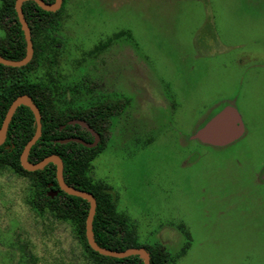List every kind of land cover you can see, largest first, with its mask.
<instances>
[{
    "label": "rangeland",
    "instance_id": "obj_1",
    "mask_svg": "<svg viewBox=\"0 0 264 264\" xmlns=\"http://www.w3.org/2000/svg\"><path fill=\"white\" fill-rule=\"evenodd\" d=\"M52 39L60 106L129 101L89 178L139 245H162L169 264H264V0H65ZM228 106L243 134L198 139ZM30 192L0 170V264H90L71 225L26 205Z\"/></svg>",
    "mask_w": 264,
    "mask_h": 264
},
{
    "label": "trees",
    "instance_id": "obj_2",
    "mask_svg": "<svg viewBox=\"0 0 264 264\" xmlns=\"http://www.w3.org/2000/svg\"><path fill=\"white\" fill-rule=\"evenodd\" d=\"M43 1L54 2V0ZM64 2L65 0H62V6L56 12L44 11L33 1L22 4L23 14L30 30L33 55L22 67L0 64V127L14 99L20 95L30 96L39 110L42 130L40 138L29 151L28 161L35 164L47 156H58L63 163L65 183L93 195L96 200L92 223L95 242L100 247L113 251L144 248L150 255V264H169L170 254L162 245H139L132 226L126 217L117 211L113 193L104 185L92 184L89 178L91 162L97 150L103 148L102 134L109 127V119L119 115L129 101L120 103L105 99L91 104L88 108L59 105L57 92L54 91L53 74H48L47 71L52 70L56 63L52 37ZM14 3L15 0H0V28L4 30V36L0 37V56L18 61L26 54V43ZM42 66L44 71L40 74L39 70ZM83 85V81L76 84V92ZM34 132L35 120L32 112L26 106H19L9 123L6 140L0 145V170H9L29 181L31 192L25 199L26 205L38 215H47L53 222L71 225L74 236L82 246L90 264H143L138 256L122 259L105 257L89 247L85 236L89 204L81 198L67 195L62 191H58L54 197L50 196V193L59 189L54 164L50 163L34 172L22 169L20 156ZM93 133L99 137L96 147L87 148L74 140L92 143Z\"/></svg>",
    "mask_w": 264,
    "mask_h": 264
},
{
    "label": "water",
    "instance_id": "obj_3",
    "mask_svg": "<svg viewBox=\"0 0 264 264\" xmlns=\"http://www.w3.org/2000/svg\"><path fill=\"white\" fill-rule=\"evenodd\" d=\"M26 1H33L37 4L40 9L47 12H56L60 9L62 5V0H54L53 3H46L43 0H15L14 9L18 21L21 25V29L23 31V36L26 43V54L22 59L18 61L8 60L0 56V64L8 67H22L31 60L33 55L30 30L22 10V4ZM19 106L28 107L32 112L35 120L34 135L25 145L20 156V165L22 169L27 172H34L41 170L48 164L52 163L56 167L55 175L59 189L53 193H50V196L54 197L55 195H57L58 191H62L67 195L78 197L88 202L89 211L85 223V236L89 247L93 251L97 252L102 256L117 259H122L130 256H138L143 261V264H150V255L144 248H130L124 251H113L106 248H102L95 242L92 233V223L96 211V200L93 195L89 192L75 189L65 183L63 178V163L58 156H47L42 161L35 164L30 163L28 161L29 151L40 138L42 130L41 116L39 110L30 96L20 95L15 98L9 106L2 122V125L0 127V145L6 140L9 123L12 119L14 112ZM243 132L244 128L237 110L234 107L228 106L221 110L217 115L213 116L207 123H205L198 130L195 136L205 143L215 146H223L239 138L243 134ZM93 136L94 141L92 143H85L78 139L74 140L81 143L87 148H93L98 144L99 140L97 134L93 133Z\"/></svg>",
    "mask_w": 264,
    "mask_h": 264
},
{
    "label": "flooded vegetation",
    "instance_id": "obj_4",
    "mask_svg": "<svg viewBox=\"0 0 264 264\" xmlns=\"http://www.w3.org/2000/svg\"><path fill=\"white\" fill-rule=\"evenodd\" d=\"M212 118V116L211 117H209V119H207V122L210 120Z\"/></svg>",
    "mask_w": 264,
    "mask_h": 264
}]
</instances>
